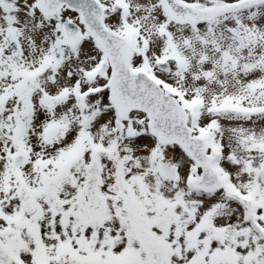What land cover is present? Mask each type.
Returning a JSON list of instances; mask_svg holds the SVG:
<instances>
[{
  "label": "snow or ice",
  "instance_id": "snow-or-ice-1",
  "mask_svg": "<svg viewBox=\"0 0 264 264\" xmlns=\"http://www.w3.org/2000/svg\"><path fill=\"white\" fill-rule=\"evenodd\" d=\"M0 264H264V0H0Z\"/></svg>",
  "mask_w": 264,
  "mask_h": 264
}]
</instances>
